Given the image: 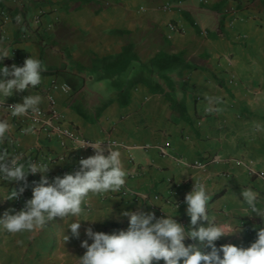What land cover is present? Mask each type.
Returning a JSON list of instances; mask_svg holds the SVG:
<instances>
[{
	"label": "crops",
	"instance_id": "obj_1",
	"mask_svg": "<svg viewBox=\"0 0 264 264\" xmlns=\"http://www.w3.org/2000/svg\"><path fill=\"white\" fill-rule=\"evenodd\" d=\"M0 40L14 48L0 65L22 66L30 55L46 65L34 89L45 98L40 109L48 111L52 97L61 129L89 141H119L128 171L126 189L91 197L93 211L106 204L112 211L102 223L81 221L78 239L66 229L64 241L68 221L59 217L36 232L0 229V264L74 263L86 251V228L126 230L123 212L159 218L170 200L178 205L174 218L188 228L184 197L201 178L212 195L210 214L240 225L217 247L255 241L264 218L243 215L236 199L243 202L244 187L264 198V0H0ZM31 94L14 92L3 107ZM0 119L14 125L0 147L33 162L51 158L49 179L77 171L94 155L41 129L23 132L26 116L0 108ZM13 182L0 181V188ZM12 210V200H0V217Z\"/></svg>",
	"mask_w": 264,
	"mask_h": 264
},
{
	"label": "clouds",
	"instance_id": "obj_2",
	"mask_svg": "<svg viewBox=\"0 0 264 264\" xmlns=\"http://www.w3.org/2000/svg\"><path fill=\"white\" fill-rule=\"evenodd\" d=\"M21 17L16 18L20 23ZM0 40V62L12 56V50ZM46 65L38 58L30 55L22 66L13 64L0 65V108L8 111L10 117H25L40 114V105L44 97L36 92L43 83ZM61 88L70 91V85L64 83ZM32 90V94L23 97L22 103H14L4 108L6 98L14 92ZM50 99V97H49ZM209 111H212L209 108ZM14 125L10 119H0V145L8 139V134ZM28 129L27 131H32ZM107 143V147H104ZM74 149L90 147L94 155L82 158L79 169L75 172L57 175L51 179L48 173L52 165L51 158H39L33 162L32 157L24 152L10 153L0 147V181H24L18 190L0 188V200H13L27 188L28 175L39 174L38 181L33 182L32 196L19 211L5 212L0 217V229L10 234L36 232L59 217L68 221L63 231L64 241L70 237L64 235L70 230L71 237L79 238L81 221L91 224L103 222L111 213L109 204L103 210L93 211L89 201L93 196L118 193L126 189L128 171L124 167L121 148L123 145L116 140L106 142L103 138L89 141L75 138ZM107 152V155L105 153ZM62 161L65 159L62 157ZM200 169L205 165L199 164ZM189 173L181 171L179 177ZM241 196L243 215L256 213L264 218V198L260 191L253 187H244ZM212 199L209 188L204 180L194 181L192 190L184 197L186 215L190 225L185 228L174 217L178 205H164V216L157 218L154 212L125 211L128 218V228L111 234L94 231L92 227L85 229L87 237L81 242L86 249L83 256L75 258L76 264H264V227L256 229V239L250 246L243 248L232 244L217 247L214 243L221 237L231 235L240 228L235 223L227 221L218 223L215 215L210 214L209 201ZM152 205H160L149 203ZM161 208V207H160ZM241 216V215H239ZM75 217V222L69 223ZM203 222H207L206 225ZM186 240L196 243L185 244ZM91 241V243H89ZM210 249L205 252L203 249Z\"/></svg>",
	"mask_w": 264,
	"mask_h": 264
},
{
	"label": "built area",
	"instance_id": "obj_3",
	"mask_svg": "<svg viewBox=\"0 0 264 264\" xmlns=\"http://www.w3.org/2000/svg\"><path fill=\"white\" fill-rule=\"evenodd\" d=\"M171 28L173 26L170 25ZM57 85H52L53 89H56ZM29 120V127L26 128L23 132H27L28 129H33L32 131H37L38 129L44 130L49 137L51 136H61L65 137L67 139H71L74 141L75 138H81L79 135L72 133L71 131L67 129H61V123L63 122V119L61 115L56 111L54 106V99L50 97V108L48 111L41 110L40 114H34L26 116ZM90 152H93V150L88 147L87 148ZM199 164H202L200 162L196 163V166ZM38 181L37 179L33 177L27 178V188L23 192V194L19 195L16 199L12 200L14 210L19 211L24 207L25 202L31 198L32 192L31 188L33 186V182ZM24 181L21 182H13L11 188L18 190L21 186L24 185ZM123 194H125L123 192ZM159 216L161 217L162 214L160 213Z\"/></svg>",
	"mask_w": 264,
	"mask_h": 264
},
{
	"label": "rangeland",
	"instance_id": "obj_4",
	"mask_svg": "<svg viewBox=\"0 0 264 264\" xmlns=\"http://www.w3.org/2000/svg\"><path fill=\"white\" fill-rule=\"evenodd\" d=\"M70 264H75V262L74 263H72V261H68Z\"/></svg>",
	"mask_w": 264,
	"mask_h": 264
}]
</instances>
